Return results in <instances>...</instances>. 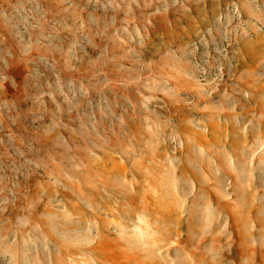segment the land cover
Listing matches in <instances>:
<instances>
[{
  "label": "rangeland",
  "instance_id": "obj_1",
  "mask_svg": "<svg viewBox=\"0 0 264 264\" xmlns=\"http://www.w3.org/2000/svg\"><path fill=\"white\" fill-rule=\"evenodd\" d=\"M0 264H264V0H0Z\"/></svg>",
  "mask_w": 264,
  "mask_h": 264
}]
</instances>
